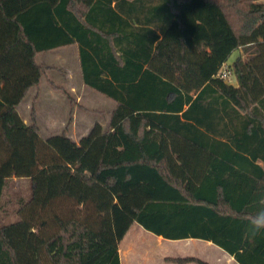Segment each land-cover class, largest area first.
Wrapping results in <instances>:
<instances>
[{"label":"trees","instance_id":"16d2710c","mask_svg":"<svg viewBox=\"0 0 264 264\" xmlns=\"http://www.w3.org/2000/svg\"><path fill=\"white\" fill-rule=\"evenodd\" d=\"M73 43L85 84L137 113L134 134L120 125L138 157L104 161L100 122L76 142L41 137L33 104L18 113L36 55ZM238 47L233 85L215 74ZM13 177L27 193L6 220ZM261 208L264 0H0V264H120L133 223L264 264V230H248Z\"/></svg>","mask_w":264,"mask_h":264},{"label":"crops","instance_id":"0c3cea01","mask_svg":"<svg viewBox=\"0 0 264 264\" xmlns=\"http://www.w3.org/2000/svg\"><path fill=\"white\" fill-rule=\"evenodd\" d=\"M234 50H236L237 52L236 56L230 62L227 59L225 63L231 65L236 57L243 55L241 47H238ZM48 51L52 52L51 59L56 62L52 64L47 63L42 65L45 67V72L42 77H45L47 84L45 95L42 94L40 81L37 86L32 87L35 88L31 98V104H33L34 106L36 123L38 125V117L41 116H44L51 121L61 117V129L57 133L64 131L66 135L77 142L81 138V136L89 130L91 125L96 122L94 121L93 123H90L89 116L92 113L100 114V112L97 111H99L100 109H104L97 108L95 106V102H97L101 98L99 95L101 93L91 88L83 81L78 46L76 43L61 46ZM71 64H73V67L70 66ZM232 76L235 78L233 74ZM54 85L57 86L58 89H56ZM233 85H237L236 78ZM32 88H30L29 90H31ZM63 96H66L70 105L69 118H67V120H63L64 115L67 111L66 102L64 101ZM104 100H106V102L109 104L108 106H110V104H113L111 109L109 107V110L106 112L104 111L103 113L105 115L107 114V116L109 117V120L106 123L108 126L101 122V124H103L108 129V139L105 147L108 146L107 151H110V159H112L108 162L138 157L140 153L135 147L132 139L119 128L121 124L120 117L128 116L130 118L131 131L134 134L137 130V113L130 112L122 105H117L109 97H107V99L101 98L102 102H104ZM119 113H121V116H117ZM22 118L26 123L30 121L29 115L27 118ZM118 130H120L119 133ZM118 155H122V157L124 158H115L118 157ZM13 179L17 180L15 177H13ZM21 179H24L27 184V180L25 178ZM132 226H130V229ZM189 239L202 242L203 246L207 247L208 250L207 254H204L203 252L202 254H193L191 256L198 257L206 261L208 264H239L230 254H228L226 251H224L222 248L212 243L211 241L194 238Z\"/></svg>","mask_w":264,"mask_h":264},{"label":"rangeland","instance_id":"374dc122","mask_svg":"<svg viewBox=\"0 0 264 264\" xmlns=\"http://www.w3.org/2000/svg\"><path fill=\"white\" fill-rule=\"evenodd\" d=\"M50 51H44L42 53H38L36 55V61L40 64H47V63H55L53 59H51ZM237 52L233 50L228 58L230 62L235 56ZM71 63V62H70ZM70 66L73 67V64ZM227 82L233 84L235 83V78L230 75L227 79ZM40 87L42 94L45 95L46 93V80L45 77H42L40 80ZM35 88L29 90V92L24 96L21 102L17 106L18 113L22 116L27 118L29 115V107L31 104V98L33 95ZM63 95V94H62ZM100 97L103 99H107V97L99 94ZM64 97V101L66 102L67 111L64 115L63 120H67L69 118V101ZM98 100L95 102V106L97 108H104L100 109L97 112L100 114L92 113L89 116V122L93 123L94 121H99L100 123H106L109 120L107 114H103L104 111H108L109 107L112 108L113 104H109L104 100V102ZM62 101V100H61ZM117 116H121L119 113ZM60 117V116H59ZM61 118V117H60ZM56 118L55 120H49L48 118L41 116L38 117V125H39V134L41 137H45L52 133H57L61 129V121L62 119ZM123 116L120 117L122 119ZM81 119V118H80ZM111 120V118H110ZM108 126V125H107ZM120 130L122 131L121 125L119 126ZM118 130V133L120 132ZM110 142V140H109ZM108 147V146H107ZM107 147L103 152L102 159L104 161H110V151H107ZM115 158H124L122 155H118ZM26 181L24 179H11L7 182L5 187L2 202L4 203V208L7 209L8 214L6 215V220H13L15 218V211L17 208L16 200L18 197L24 198L27 193V186ZM133 225V226H132ZM131 229L126 232L125 236L119 243V254H120V262L121 264H181L177 262H173L167 257H185L191 256L193 254H204L208 253L207 247L203 246L202 242L192 240V239H164L161 236H156L153 233L144 230L138 224H132ZM182 264H194L192 262L182 263Z\"/></svg>","mask_w":264,"mask_h":264},{"label":"clouds","instance_id":"9594fccd","mask_svg":"<svg viewBox=\"0 0 264 264\" xmlns=\"http://www.w3.org/2000/svg\"><path fill=\"white\" fill-rule=\"evenodd\" d=\"M248 230L252 235H256L262 230H264V208H261L251 216L249 220Z\"/></svg>","mask_w":264,"mask_h":264},{"label":"built area","instance_id":"2783aa9c","mask_svg":"<svg viewBox=\"0 0 264 264\" xmlns=\"http://www.w3.org/2000/svg\"><path fill=\"white\" fill-rule=\"evenodd\" d=\"M215 75L219 78L227 80L228 77L232 75V66L227 63H223Z\"/></svg>","mask_w":264,"mask_h":264}]
</instances>
